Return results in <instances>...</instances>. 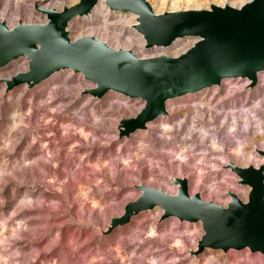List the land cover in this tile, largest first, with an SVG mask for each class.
<instances>
[{
    "label": "rangeland",
    "instance_id": "obj_1",
    "mask_svg": "<svg viewBox=\"0 0 264 264\" xmlns=\"http://www.w3.org/2000/svg\"><path fill=\"white\" fill-rule=\"evenodd\" d=\"M33 1L0 0V13L6 10L8 16L4 20L9 25L27 23L43 15L36 8L38 2L41 7L53 2L60 9L79 0H35L36 5ZM148 1L160 13L224 3L238 7L246 0ZM100 5L107 7L103 0ZM32 8L37 12L34 17L24 16ZM95 10L91 15L73 18L69 26L72 38L91 33L112 47L130 48L137 55L149 56L178 55L174 45L189 39H178L164 51L135 44L128 47L125 40L133 37L129 33L134 30L132 21H119L117 14L125 15L121 12L109 9L104 17ZM45 21L46 18L37 22ZM104 30L110 35L105 36ZM116 34L121 36L120 41L111 36ZM15 68L0 69V264H210L212 256L220 262L211 264H253L236 256L248 254L253 260L264 257L249 249L224 252L207 248L199 255L192 253L203 235L201 224L180 222L176 217L162 218L161 207L141 212L111 233L104 232L112 218L122 215L125 206L142 194L140 184L176 193L177 185L171 179L187 177L191 179L192 193L201 175L204 199L225 205L232 192L246 200L242 194L247 189L238 184V177L230 168L231 164L243 166L235 156V142L229 143L221 132L217 140L220 142L223 136L227 144L222 153L212 148L210 138L199 135L203 125L211 133L220 129L222 116L215 114V109L223 101L228 106L235 93L227 95L224 88L209 90L208 95L214 91L216 95L211 100L206 96L203 103L210 105L205 103L210 100L213 109L217 107L200 126L190 117L188 126L195 128L193 134L188 129L181 133L182 124L178 129V124L155 119L150 128L119 137L121 119L134 115L132 101L113 90L102 99L92 96L82 73L71 69L56 72L33 88L20 85L7 90L3 79L14 76L16 72L11 71ZM245 93H236L239 95L235 101L244 98ZM197 96L175 100L172 119L184 115L186 109L191 112ZM249 99L248 106L258 103L253 111L263 121V127L252 128L249 133L239 127L238 132L250 137L244 153L264 157L258 152L264 138V103L260 108L261 96L250 94ZM165 124L167 128L163 127ZM216 154L219 158L215 162L210 156ZM211 187L218 194H211Z\"/></svg>",
    "mask_w": 264,
    "mask_h": 264
},
{
    "label": "water",
    "instance_id": "obj_2",
    "mask_svg": "<svg viewBox=\"0 0 264 264\" xmlns=\"http://www.w3.org/2000/svg\"><path fill=\"white\" fill-rule=\"evenodd\" d=\"M99 0H79L63 11L46 12V24L20 23L14 28L0 21V67L21 55L30 58V70L11 79L4 78L7 90L28 83L29 88L52 72L71 68L82 71L97 83L92 94L102 97L108 91L121 92L146 101L136 117H124L121 135H129L146 122L166 113L169 98L219 84L225 77H250L256 83V72L264 69V0H253L238 8L212 5L211 9L166 11L156 14L148 0H105L113 10L138 14V30L146 47L170 46L187 36L197 37L186 52L140 58L130 49L115 48L94 36L71 40L67 25L75 15L92 12ZM124 127V129H122ZM242 183L252 186L248 202L235 194L228 206L191 198L184 179L176 195L157 188L138 186L143 191L129 202L120 216L112 218L105 233L129 223L133 215L160 205L166 209L163 218L175 215L181 219L202 221L205 233L197 253L205 248L250 247L264 252V165L256 168L235 167Z\"/></svg>",
    "mask_w": 264,
    "mask_h": 264
},
{
    "label": "bare ground",
    "instance_id": "obj_3",
    "mask_svg": "<svg viewBox=\"0 0 264 264\" xmlns=\"http://www.w3.org/2000/svg\"><path fill=\"white\" fill-rule=\"evenodd\" d=\"M58 1V0H57ZM104 3H105V0H103ZM253 0H246L244 1L243 3L240 4V6H238V8L242 7L243 5H245L246 3L248 2H251ZM36 4H40V5H36V8L38 10L41 11V9H48V8H54V9H57L59 11H63V9L65 7H61L60 9L58 8H55L56 7V4L51 2L49 4H47L45 7H41L42 3L41 2H36L35 0L33 1ZM48 3V2H47ZM59 3V2H57ZM102 3V0H99L98 4L93 8L92 12L88 13V14H84V15H75L71 18V20L69 21L68 25H67V30L69 31V34H70V38L71 40H76L77 38L79 37H82V36H79V37H75V38H72L71 37V33H70V29H69V26H70V23L71 21L73 20V18H76L77 16H88V15H91L94 13V10L96 8V12L100 13L101 16H104L108 14V11L109 9L111 11H115V12H121L122 14H125L123 16H118L119 13L117 14V18L119 19V21H121L122 23H129L132 21L131 25L134 26V30L137 32H135L134 30L132 32H129L130 35L132 34L133 37L129 36L130 38H126L125 41H127V46L128 47H132L131 45L134 46V44L136 46H138L139 48H143V46H145L146 49H160V51H164L166 47H170L173 45V43L178 40V39H181V38H178L176 39L172 45L170 46H155V47H152V48H147L146 47V40L143 36V34L138 30L137 28V25L140 23L139 22V19H138V14L132 12V11H121V10H113L111 9L110 7H108L105 3V5L107 6L106 8L103 7V5H100ZM45 4V3H43ZM75 4V3H74ZM225 4V3H224ZM221 5V6H225V5H231V4H225V5ZM73 5V4H72ZM152 5V4H151ZM212 5H219V4H212ZM211 5V7H212ZM71 6V5H69ZM233 6V5H232ZM153 7V6H152ZM210 8H205V9H211ZM236 7V6H235ZM154 9V8H153ZM199 9H204V8H199ZM179 10H190V9H179ZM155 11V10H154ZM170 11H177V10H170ZM42 12V16L35 19L37 20H29L27 23L30 24V23H35V24H46L49 22V17H48V14L46 12ZM166 12V11H165ZM37 12L35 11V8H32V9H29V11L25 12L24 16L26 14H28L29 17H34V15L36 14ZM156 14H162L164 12H156ZM8 15L6 14V10L4 9L1 13H0V21H3L5 22L9 28H14L16 27L17 25H19L20 23H25L23 21H19V22H15L13 23L12 25H9L4 19L7 17ZM28 17V18H29ZM12 18V17H11ZM23 18V17H22ZM25 18V17H24ZM44 18H46V21L45 23L42 22H37L38 20L41 21V20H44ZM132 18V20H131ZM117 19V20H118ZM128 19V20H127ZM130 19V20H129ZM134 19V20H133ZM25 23V24H27ZM131 27V26H130ZM96 32V30H93ZM104 34L105 36H108L110 35L109 32H107L106 30H104ZM83 36H94V34H91L90 35H83ZM112 37H114L116 40L120 41L121 40V36L120 35H111ZM96 37V36H94ZM97 39L101 40V41H104L106 43H108L105 39H102L101 37L97 36L96 37ZM183 38H189L187 40H184V41H180L178 42L177 44L174 45V49H177V52L178 55H173V56H179L181 55L182 53L186 52L190 47H192L194 45V43H196L198 41V38L197 37H193V36H187V37H183ZM134 39V40H133ZM193 41H192V40ZM124 41V42H125ZM192 43V44H191ZM191 45V46H190ZM163 48V49H162ZM123 49H130V48H123ZM132 50V49H130ZM133 51V50H132ZM147 51V50H146ZM134 52V51H133ZM159 52V51H158ZM157 53V52H156ZM180 53V54H179ZM163 54H168V53H161V54H157V55H163ZM150 55V54H149ZM146 55L145 53H142L141 55H138L140 58H149V57H153V56H157V55ZM171 55V54H170ZM11 66H15L16 68L14 70H12L11 72L15 73L16 75H18L19 73L22 72H27L30 70V58L26 55H21L17 58H14L10 61H8L5 65H3L2 67H0V69L2 68H10ZM19 67V68H18ZM67 69H71V68H63V69H59V70H56L54 72H52L47 78L53 76L56 72H59V71H62V70H67ZM72 71H74L73 69H71ZM75 72V71H74ZM80 73H82V76L84 78V80L86 81V83L84 82V84H87V85H90V89L87 90L88 93H90L92 96H94L92 94V92H90L91 90L97 88V83L93 82L92 80H89L85 77L84 73L82 71H79ZM79 72H76V73H79ZM13 75V74H11ZM12 76V77H14ZM12 77L10 78H6V79H11ZM46 78V79H47ZM45 80V79H44ZM43 81V80H42ZM41 81V82H42ZM6 83V81H4ZM41 82H39L38 84H40ZM253 83V80L250 78V77H241V76H238V77H225L221 80V82L219 84H214L212 86H207L205 88H202L200 90H197V91H192V92H188L186 94H183V95H180V96H176V97H173V98H169L166 100V103H165V109H166V113H163V114H160L159 116H157L155 119H158L157 121H160L161 123H168V124H173L174 126L177 125L178 129H180L181 125L183 126L182 130H180V132L182 133V131L184 130V132L186 131L187 132V129L189 131V134H193V132L195 131V128H193L191 125L188 126L191 121H190V117H194V124L196 126H200L201 123H206V120H207V114L211 113L212 110H214L216 107H214L213 109V106H212V102L210 101L215 95H216V91L212 92L211 94L208 95V91L213 89V88H224V90L226 91V94L227 95H232L235 93V91L237 90H234L235 87L238 88V90L241 88L240 91H238L237 93L239 92H246L245 93V97L242 98L241 100H238V102L235 101V99H237L238 95H235L233 96V98H230L229 100V105L226 106V102L223 101L220 105V107L218 109H215V114L218 113V114H221L222 118H221V124H219L220 129L219 130H216L217 132H214V133H211L209 131V129L203 125L202 129L199 130V135L203 138V139H207V138H210V142H211V146L213 149L219 151V152H225L226 151V147H227V144L225 142V137H223L224 135L229 139V143L230 142H235V156L236 158H240V160H242V163H243V166H239L237 164H231L230 165V168L232 171H234L238 177V184L243 186L245 189H247V191H243V194L242 196H245L246 197V200H242L244 198H240L243 202H248L249 200V195H250V192L252 191V186L248 183H242L241 182V177L239 176V174L237 173V171L235 170V167H240V168H248L250 166H254L256 168H259L260 166L264 165V157L262 156H257L253 153H244V151L246 150V147L248 146V144L250 143L249 142V139L250 137L248 135H243V134H240L238 132V129L239 127H242V129L245 130V132H250L252 128H258V130H261V128L263 127L262 124H263V121L258 117V114L256 113V110L255 112L253 111V109L255 108H258V103L256 104L257 106L254 105V107H251V106H248L249 104V95L252 94L253 96L256 95L258 97L261 96V102H260V108H262V104L264 103V69H261V70H258L256 72V83L255 85H252ZM38 84H35L33 87L37 86ZM7 85V83H6ZM21 85H25L26 87H29L28 83H24V84H21ZM20 86V85H19ZM32 87V88H33ZM87 87V86H86ZM112 90L108 91L106 94H104L102 97H97V96H94L96 98H99V99H102L104 98L107 94H109ZM231 92V93H230ZM120 95H122L124 98H126L128 101H132L133 103H136L135 100L137 99H141V98H133V97H130L128 95H125L121 92H118ZM191 93V94H190ZM204 93H205V96H204ZM214 93V94H213ZM192 94H198L197 97H199L198 100H196L195 102H193V108H192V111L190 112L191 109H186V113L184 115H182L181 117H178L177 118H174L172 119L173 117V111L175 110V107L177 106V104H175V100L177 99H181L183 98L184 96H187V95H192ZM200 95V96H199ZM208 97L207 99H210L208 102H205V103H210V105H204V99L205 97ZM244 96V95H242ZM229 97V96H228ZM241 96H239L240 98ZM218 98V97H217ZM232 99V101H231ZM143 100V99H141ZM218 100V99H217ZM227 101V100H226ZM252 101H254V99H252ZM257 101V100H256ZM217 103V102H216ZM126 105V104H125ZM127 105H129V103L127 102ZM126 105V106H127ZM134 105V104H133ZM146 107V101L143 100V103L141 104V106L135 110V112H132L134 115L130 116L129 118H132V117H136L139 113H141ZM179 107V106H178ZM206 109V111L204 110ZM239 109L238 112H236V110ZM202 115V116H201ZM220 116V115H219ZM219 116H217V118H219ZM188 117V119L186 118ZM124 118V117H123ZM122 118V119H123ZM121 119V120H122ZM155 119H152V120H149L146 122V127L145 128H138L137 130L131 132L129 135H126L124 134L123 136L121 135V125L119 124L118 125V131H119V137H124V136H127L129 137L132 133H135L136 131L138 130H145V129H148L150 128V124H152L154 122ZM121 122V121H120ZM217 123V119H216V122ZM158 124V123H156ZM164 128L168 127V125H164L163 126ZM188 127V128H187ZM226 128V129H225ZM122 129H124V127H122ZM175 127H173L171 130H174ZM169 130V129H168ZM223 130V131H222ZM220 132V133H219ZM221 132L223 133L222 135L223 136H220L222 137V139L220 140V142H218L217 138H219V134H221ZM183 138L185 140V137L183 135ZM191 139V138H190ZM189 139V140H190ZM193 141L196 140V138H192ZM191 142V140H190ZM260 148L261 150H259L258 152L260 154H264V138L260 140ZM206 144V143H205ZM186 146V145H185ZM203 152V151H202ZM201 152V153H202ZM217 155V154H216ZM216 157V159H215ZM211 160H214L215 162L218 161V158L219 156H213L212 157L210 156ZM189 161V160H187ZM254 164V165H253ZM215 166V165H213ZM201 175L198 177L197 181L195 182V185H196V188L195 190H193L192 193H190V178H187V177H173L171 179V181L177 185V192L176 193H169L161 188H157V187H153V186H149V185H146V184H140L138 186H142V185H145L147 187H151V188H157L159 190H162V191H165L166 193H169V194H172V195H176L179 193L180 191V186L181 184H177L174 182V179H184L187 183V187H188V192H189V195L191 198H195L196 196H200V198L204 201H212V200H206L204 199L202 196H201V183H202V179H201ZM153 179V178H151ZM156 181V177L154 179ZM158 181V180H157ZM156 181V182H157ZM192 185V184H191ZM139 189V188H138ZM141 191V193H143V191L141 189H139ZM210 193L211 194H218V190L216 188H213L211 187V189H209ZM230 198L227 199L226 204L224 206H228L229 203L232 201V195L231 194H235V193H232V192H229L228 193ZM248 194V195H247ZM142 195V194H141ZM236 195V194H235ZM248 197H247V196ZM237 196V195H236ZM140 197V196H139ZM238 197V196H237ZM239 198V197H238ZM215 202V201H213ZM222 205V204H221ZM157 207H161L163 210H164V213L162 215V218L163 216L165 215V212H166V209L160 205H156L154 208H151V209H147V210H154L155 208ZM147 210H143L141 212H144V211H147ZM141 212H139L138 214L136 215H139ZM136 215H133V217H135ZM168 217H176L179 219L180 222H184V221H187V222H190V223H200L201 226H202V230H203V235L205 233V230H204V227H203V223L202 221H192V220H188V219H181L179 218L178 216H175V215H170V216H167L165 218H168ZM132 220V219H131ZM131 222V221H130ZM202 235V237H203ZM201 237V239H202ZM200 239V240H201ZM199 240V242H200ZM199 242H198V245H197V249L192 251V253H196L197 255H199L200 253H197L198 249H199ZM207 248H211V247H207ZM205 248V249H207ZM211 249H215V248H211ZM245 249H249L251 252L253 253H261L264 255V252H261V251H252L250 249V247H244V248H240V249H237V248H230L229 250H237V251H241V250H245ZM215 250H223V249H215ZM228 250V251H229ZM205 251V250H204ZM224 251V250H223ZM228 251H224V252H228ZM203 253V252H202ZM236 256V255H235ZM236 257H239L238 259H247L249 261H252L253 264H256V263H259V264H264V263H261L262 261H264V257H258L257 256V259L256 260H253V257H250L248 254H240L239 256H236ZM210 258V261L211 263L213 262H217L219 261L218 258L216 256H212V257H209ZM256 258V256H255ZM234 260V259H233ZM220 262V261H219ZM218 262V263H219ZM210 263V264H211ZM251 263V262H250Z\"/></svg>",
    "mask_w": 264,
    "mask_h": 264
},
{
    "label": "built area",
    "instance_id": "obj_4",
    "mask_svg": "<svg viewBox=\"0 0 264 264\" xmlns=\"http://www.w3.org/2000/svg\"><path fill=\"white\" fill-rule=\"evenodd\" d=\"M234 90H237V91H235V93H237L238 91L241 90V88L238 90V88L235 87ZM135 101H136V103H134V106H133V110H134V111H135L136 109H138V108L141 106V104L143 103V100H141V99H137V100H135Z\"/></svg>",
    "mask_w": 264,
    "mask_h": 264
}]
</instances>
